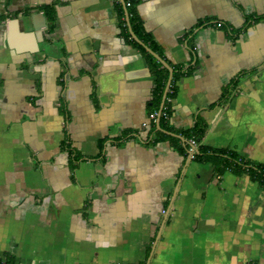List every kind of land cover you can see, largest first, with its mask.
I'll return each instance as SVG.
<instances>
[{"label":"crops","instance_id":"obj_1","mask_svg":"<svg viewBox=\"0 0 264 264\" xmlns=\"http://www.w3.org/2000/svg\"><path fill=\"white\" fill-rule=\"evenodd\" d=\"M133 9L173 70L157 134L156 77L121 3L0 0V259L264 264V180L245 170L264 165V0ZM196 125L239 165L190 160Z\"/></svg>","mask_w":264,"mask_h":264},{"label":"trees","instance_id":"obj_2","mask_svg":"<svg viewBox=\"0 0 264 264\" xmlns=\"http://www.w3.org/2000/svg\"><path fill=\"white\" fill-rule=\"evenodd\" d=\"M134 2V0H133ZM44 11L47 14L48 17V21H49V29L52 30L54 28V24H55V10L52 7H45ZM131 13L130 15V22L132 27L134 28V30L136 31V34L138 35V38L145 43V46L140 45L139 43H137L133 37L131 38V36L129 35V38L131 39V41H133L138 47L139 49L142 51V53L144 54V56L146 57L147 61L150 64V69L153 72L154 76L156 77L155 80V87L153 90V105H152V110L156 113L159 114V116H156V119L154 118V120H158L155 123L154 121L151 122L150 124V132H152L153 134H157L159 133V130H157V126L160 125L161 130L162 129H167V120L170 118L172 110H171V102L173 100V97H175L176 93L175 91H173V87L169 88L167 96H166V100L164 103L163 102V95L164 92L166 90L167 87V83L169 80V71L168 69H166L165 67L162 66V64L160 62L157 61V59L146 50V47H150V49L152 51H157L156 50V46L153 44V41L150 38V35L147 33H143L141 34V32H139L138 27H142V25H140L141 21L138 20V18L136 17V13H135V9H131L129 11ZM263 17V16H262ZM260 17V18H262ZM179 73L174 74V78L173 80H176L179 75ZM173 84V82H172ZM235 86V85H233ZM162 109V111H161ZM200 125H196L195 127H193L192 129L188 130L185 132L184 137L186 139L185 142V147H186V156L188 155V149H189V140L192 138H196L199 142H200V147H199V151L196 154V157L194 160H207L209 158H213L215 160L218 161V166L219 168H225L227 165L226 161L223 162L222 164L219 165V162H221V160L218 158V155L221 156H227L230 161L228 163V166L230 168L233 169L234 166H238V159L237 157H234V153L229 154L228 151H224V150H220V151H209L208 149H206L205 147L202 146L201 144V138L202 135L204 133V129L199 127ZM163 131V130H162ZM64 148L66 150H68L70 152V154L72 155L73 158L77 159V154L75 152V150L71 149L69 147V144L67 142H64ZM234 162V163H233ZM240 162V161H239ZM246 167L245 170H247L248 172H252L254 173V175L260 179L264 180V165H255V164H248L245 163ZM8 258V259H7ZM6 260L0 259V264H14L13 260L11 257L7 256Z\"/></svg>","mask_w":264,"mask_h":264},{"label":"built area","instance_id":"obj_3","mask_svg":"<svg viewBox=\"0 0 264 264\" xmlns=\"http://www.w3.org/2000/svg\"><path fill=\"white\" fill-rule=\"evenodd\" d=\"M115 1L122 4L124 9L126 10L127 17L131 15V13L129 11L131 9H133V6H134L133 0H115ZM218 26H221V23H219ZM237 89L235 90L236 92H237ZM236 92H234V94H236ZM157 115L159 116L158 113H155L153 117L156 119ZM146 125H147V123H144V126H146ZM199 147H200V142L196 138H192L189 140V149H188V155L187 156L189 157L190 160L195 159L196 154L199 151Z\"/></svg>","mask_w":264,"mask_h":264},{"label":"water","instance_id":"obj_4","mask_svg":"<svg viewBox=\"0 0 264 264\" xmlns=\"http://www.w3.org/2000/svg\"><path fill=\"white\" fill-rule=\"evenodd\" d=\"M42 17H44V16H42ZM45 18V17H44ZM45 26H46V23H45ZM36 36L38 37V38H40V37H42L43 38V33H42V31L41 32H39V31H37V33H36ZM134 38L139 42V43H141L142 45H143V43L134 35ZM8 41V45H10L9 44V39L7 40ZM147 50L156 58V59H158L166 68H168L169 69V71H170V77H169V80H168V83H167V87H166V92H165V95H164V102H165V100H166V96H167V93H168V90H169V87H170V85H171V80H172V75H173V70H172V68L166 63V61H164L158 54H156L155 52H153L150 48H147ZM161 111H162V109H161Z\"/></svg>","mask_w":264,"mask_h":264},{"label":"flooded vegetation","instance_id":"obj_5","mask_svg":"<svg viewBox=\"0 0 264 264\" xmlns=\"http://www.w3.org/2000/svg\"><path fill=\"white\" fill-rule=\"evenodd\" d=\"M133 8H134V6H133ZM126 11V10H125ZM127 15V14H126ZM128 18H130V16H128Z\"/></svg>","mask_w":264,"mask_h":264}]
</instances>
